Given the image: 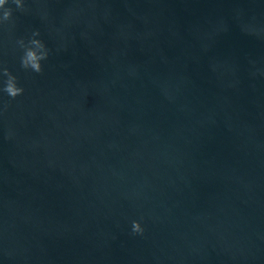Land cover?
Masks as SVG:
<instances>
[{
    "label": "water",
    "instance_id": "95a60500",
    "mask_svg": "<svg viewBox=\"0 0 264 264\" xmlns=\"http://www.w3.org/2000/svg\"><path fill=\"white\" fill-rule=\"evenodd\" d=\"M22 4L0 22L24 89L0 92V264H264V0Z\"/></svg>",
    "mask_w": 264,
    "mask_h": 264
},
{
    "label": "clouds",
    "instance_id": "9594fccd",
    "mask_svg": "<svg viewBox=\"0 0 264 264\" xmlns=\"http://www.w3.org/2000/svg\"><path fill=\"white\" fill-rule=\"evenodd\" d=\"M8 3V0H0V9H4L0 22L7 21L11 18L12 11L10 8L5 9L4 6ZM17 7L23 8L22 0H12ZM39 32H34L33 36H38ZM20 47L24 50L23 55L20 58V66L25 71L31 70L35 73H41L43 66L41 61L46 60L49 55V50L45 44L38 39H31L28 44H25L23 40L18 41ZM0 76L6 77L2 81L3 87H0V92L7 94L11 99H15L17 96L23 94L24 89L18 86V79L13 75L6 67L0 69ZM132 229L135 233H142L143 229L138 221L132 222Z\"/></svg>",
    "mask_w": 264,
    "mask_h": 264
}]
</instances>
